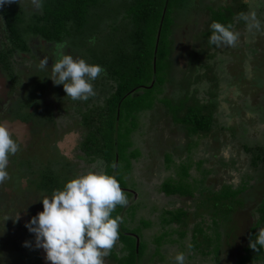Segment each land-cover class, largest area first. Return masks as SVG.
Returning <instances> with one entry per match:
<instances>
[{"label":"trees","instance_id":"1","mask_svg":"<svg viewBox=\"0 0 264 264\" xmlns=\"http://www.w3.org/2000/svg\"><path fill=\"white\" fill-rule=\"evenodd\" d=\"M105 1L107 5L103 6L102 2ZM33 2L28 9L19 0L0 5L5 29L17 40L22 50L27 48L29 36L56 44L64 41L69 45V50L78 51L77 58L104 69L92 82L95 88L100 86L97 88L98 96L108 92L104 95L101 106L89 104L94 95L84 101H74L66 96L62 88L54 89L53 92L62 97L61 100L64 98L63 103L73 105L79 113L78 123L82 137L78 144L81 151L79 156L89 163L100 161L102 172L115 177L126 198L133 195L136 183L129 184L125 176L131 173L133 163L141 154L132 135L139 133L133 137H140L137 140L140 139V142L144 143L151 142L153 138L151 128L155 114L149 115L148 121L143 122L139 118L142 112L155 113L160 110L161 116L172 128L182 130L184 144L179 147L169 146L172 151H164L162 154L165 162H169L174 153L179 157L182 152H187L197 143V139L212 132L216 121L218 78L213 66L206 62L213 56L210 51L216 47L208 44L209 25L218 22L229 26L230 30L244 25L247 10L245 0H224L219 5H205L201 12L203 26L193 35L197 45L194 43L189 47L181 66L177 60L181 49L174 43L173 35L183 18L180 15L194 7L193 0ZM100 7L106 11L100 12ZM70 53L72 54V51ZM44 75L45 82L48 73ZM201 81L206 82L207 87L202 98H199L197 84ZM164 85L171 89L161 95ZM55 87L57 88V85ZM45 88L46 84L41 90ZM251 88L253 89V86ZM47 110L49 113L45 119H53L52 108ZM244 150L250 154V164L259 169L261 185L264 188V145L244 146ZM61 160L60 162L50 159L47 164H44L43 160H35L37 163H31L29 159L23 160L28 168L36 169L35 188L42 194L51 195L53 190L62 188L66 181L74 177L68 174L70 163L63 158ZM180 169L177 171L179 177L176 180L166 179L160 183L159 187L164 194H192L189 184L183 180L188 176L187 165L180 164ZM33 180L28 179L29 183H33ZM30 190L29 184L28 192ZM242 190L243 187L232 190L225 186L195 202L191 210L192 216L204 219L201 214L205 211L204 217L214 224L215 241L211 247L212 235L204 232L203 228L195 223L192 229V247H197L202 254L212 253L218 256L223 247L232 250L241 241L232 264H264V249L253 250L249 247V240L255 239L257 229L264 227V197L255 205V219L246 222L241 233L237 234L236 219H233L232 213L242 205V199L236 197ZM2 193L0 188V194ZM8 205H12V202L5 200L1 203L0 200V264H44L40 248L35 247L34 234L25 228L29 219L39 211L33 205H27L26 222L18 234L8 228L16 222L12 216V208ZM132 206L125 208L130 214L133 213L134 205ZM123 209L124 207L117 206L111 213L113 217L120 216L122 223L118 228V239L106 257L114 264H139L146 241L144 238L142 240L138 230L129 229L125 223L126 219L124 220L125 216H121ZM162 211L164 214L160 220L163 225L176 223L184 227L186 224V209L178 207ZM142 221L144 225L149 224L145 220ZM218 226L221 228L218 229ZM134 227L137 226L132 228ZM164 231L166 230L153 237L157 245L153 249L154 254L159 253L158 245L164 240ZM183 234L184 231L181 236ZM25 241L29 242L28 247L24 246Z\"/></svg>","mask_w":264,"mask_h":264},{"label":"rangeland","instance_id":"2","mask_svg":"<svg viewBox=\"0 0 264 264\" xmlns=\"http://www.w3.org/2000/svg\"><path fill=\"white\" fill-rule=\"evenodd\" d=\"M19 1L23 6H27V9L34 4V0ZM223 1L193 0L194 7H190L189 11L185 10V14L180 15L183 18L179 21V27L175 29L173 37L177 47L186 43L188 45L185 48L189 50L194 43L197 45V42L193 40V34L203 26L198 20L201 21L203 15L201 12L205 5H219ZM245 1L247 2L245 13L247 19L244 25L231 29L237 35L235 44L215 47L210 51L213 56L206 60L213 66L218 78L216 121L212 132L204 138L197 139V143L187 152H182L179 157L174 153L171 160L165 162L162 154L164 151H172L169 146L179 147L182 143L184 144L182 130L172 128L170 123L161 116L160 110L155 113L148 111L140 114L139 118L143 122L148 121L149 115L155 114L151 128L153 138L151 142L144 143L140 142V139L137 140L140 137H133V135L138 136L139 133L135 132L132 135V138L137 141L135 145L139 147L141 154L133 163L130 175L125 176L129 184L136 183V188L134 187L133 195L127 197L128 203L121 211V216H125L124 220L126 219L125 223L129 229L138 230L142 240L146 241L145 251L139 264H175L174 256L178 252L184 254V264H232L235 251L233 252L231 248L223 247L221 254L214 256L212 253L202 254L197 247H192L194 232L192 229L195 223L201 226L204 232L212 235L211 247L215 241L213 236L215 228L212 221L204 217L205 211L201 214L204 219H200L194 218L191 210L195 202L204 195L217 192L225 186L232 190L243 187V190L236 194V197L242 199V205L232 213L233 219H236L235 231L239 234L248 220L255 219V205L261 197H264L260 171L250 164V154L244 150V146L264 145V0ZM102 5L106 6L107 2H102ZM99 11L104 13L106 10L100 7ZM253 24L258 26L253 27ZM2 29L1 23L0 30ZM2 31L5 32L4 29ZM68 47L69 45L64 41L54 43L51 51L44 54L48 57L47 66L50 67L55 60L59 59L62 48L65 54H71L70 51H72L71 55L77 58L78 51L69 50ZM183 63L184 59L180 58V66ZM206 85L204 81L197 84L199 98H202ZM99 87L97 86L98 89ZM240 87L243 89L241 90ZM97 88L93 85L95 95L89 104L101 106L103 97L108 92L105 91L98 96ZM170 89L168 85H164L161 95L163 92L168 93ZM96 96L98 98H95ZM68 105L69 103L65 102L60 109L55 105L54 123L37 128L40 133L30 146L33 159L42 161L45 156L52 158V155L61 158L57 153L58 150L54 149L57 145L60 152L64 155L68 154L69 160H72L70 175L75 177L90 170L102 172L100 161L95 160L89 163L77 156L79 151H77L76 142L80 137L79 113L73 105ZM180 164L187 165L188 176L183 180L189 184L192 194L166 195L159 185L166 179L176 180L179 177L177 171L181 170ZM13 166L10 169L11 174L15 172ZM20 176L25 178L22 181L17 178L9 187L10 192H3L4 196L0 197L1 203L5 200L12 202V205L8 206L12 208V216L16 224L9 225L8 228L11 232H18V234L26 222V220L21 221L23 218L20 216L25 215L20 211L27 209L30 203L37 211H42V204L39 201L42 193L38 191L37 197H27L22 186H25V183L29 184L28 179H31V176L26 171L21 172ZM131 204L134 205L132 214L125 210L128 205L133 207ZM178 207L188 212L184 227L176 223L163 225L160 220L164 214L162 210ZM142 220L149 224L144 225ZM133 226L137 227L132 228ZM220 228L221 226H218V229ZM163 230H166L164 231L166 234H163L164 240L158 245L159 253L154 254L153 249L157 245L153 237ZM178 231H184V234L181 236V232ZM199 238H197L198 241Z\"/></svg>","mask_w":264,"mask_h":264},{"label":"clouds","instance_id":"3","mask_svg":"<svg viewBox=\"0 0 264 264\" xmlns=\"http://www.w3.org/2000/svg\"><path fill=\"white\" fill-rule=\"evenodd\" d=\"M12 2L17 0H0V5ZM209 29V45L232 46L237 40L229 26L212 22ZM47 60V56L40 58L38 69H48L47 78L54 85H62L67 97L84 101L95 95L92 82L103 73L101 66L65 54L63 48L59 59L50 67ZM18 150L19 144L10 130L0 125V184L8 179L9 157ZM39 201L42 211L31 217L25 228L34 234L35 247L44 250L47 261L51 264H104L103 258L118 239L122 223L120 216L113 217L111 213L117 206L124 207L128 203L113 175L90 170L66 181L62 188L42 196ZM254 236V240H249V247L264 249V227L258 228ZM23 243L29 246L28 241ZM174 261L184 264V254L178 252Z\"/></svg>","mask_w":264,"mask_h":264},{"label":"flooded vegetation","instance_id":"4","mask_svg":"<svg viewBox=\"0 0 264 264\" xmlns=\"http://www.w3.org/2000/svg\"><path fill=\"white\" fill-rule=\"evenodd\" d=\"M0 22L2 23L3 29L5 31L3 32V29L0 30V33L2 34H0V125H5L10 130L12 138L19 144V150L13 156L9 157V163L7 167L8 179L4 183L0 184V188L2 192L9 193L11 190H9V187L13 184L14 181H16L17 178L21 179L22 181V179L25 177H21L20 174L21 172L26 171L28 174H30L31 179L34 180L33 183H31V181L29 183L31 189L29 192V184L27 183H25V186H22V190L27 194V197H37L39 190L35 188V181L37 178L36 169H32V167L28 168L23 163V160L29 159L31 160V163H37L35 161L37 159H33L32 152L30 151V146L40 133L38 132L37 128H42L48 124H53L55 121V118L53 117L55 105H57L60 109V106L65 104L63 103L64 98L63 100H61L62 97H58L53 92L54 89H63V86L57 85L56 88L49 78H47V81L44 82V74L48 73L49 75V71L48 69L40 70L37 67L40 58L45 57L44 54L51 51V46L54 45V43L46 42L39 37L29 36L27 39V48H24L22 50L17 44V40L7 33L4 26V20L1 15ZM198 22L199 24L201 22V25H203L204 23V21H200V19L198 20ZM200 30L201 29L195 32H198ZM187 45L188 44L184 43L183 45H181L182 47L180 46L181 50L177 56L178 62L180 58L184 59V55H186L187 51L185 47ZM54 56L55 55H53V57ZM44 84H46V88L41 90ZM57 91L58 90H56L55 92ZM49 107L52 108L51 113L53 118L51 120L49 119L50 121L48 119H45L46 115L49 113L47 110ZM20 122L25 125L23 129H21L18 125V123ZM8 124L13 125L9 126ZM79 128L81 127L79 126ZM81 139L82 137L80 130V137H78V140L76 142L77 151H79V154L77 155L78 157H80L79 155L81 154V151L78 148V144ZM27 144L28 146H26ZM55 147L54 149L58 150L57 153L61 156V158H58L57 155H52V158H47L45 155H43L45 156V158L43 157L44 164H47V161H49L50 159L61 162V159L63 158L68 161V163H70L71 170L73 165L72 160H69L68 154L64 155L60 152V149L57 145H55ZM12 166L15 167V172H13V174H11L12 172H10ZM59 167L60 166H58V168ZM70 170L68 174L70 173ZM2 196H4V194L0 195V197ZM42 196H44V194H42ZM30 205H32V203H30ZM35 212L37 211H32V213ZM20 213L25 215L22 216L20 214V217L23 218L21 221H25L28 215V209H23L22 211H20ZM17 218H19V216ZM248 221H251V219ZM240 245L241 241L237 243L236 248L232 249L233 252L235 251L234 257L237 248H239ZM103 260L105 261L104 264H114L113 262H110L106 256L103 258Z\"/></svg>","mask_w":264,"mask_h":264},{"label":"water","instance_id":"5","mask_svg":"<svg viewBox=\"0 0 264 264\" xmlns=\"http://www.w3.org/2000/svg\"><path fill=\"white\" fill-rule=\"evenodd\" d=\"M8 125L10 126V125H13V124H8ZM18 125L20 126L21 129H23L25 127V125L22 122L18 123ZM40 254L42 256V261H43L44 264H51L50 261H47L45 259V252H44V250L42 248H40Z\"/></svg>","mask_w":264,"mask_h":264}]
</instances>
